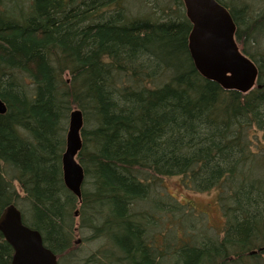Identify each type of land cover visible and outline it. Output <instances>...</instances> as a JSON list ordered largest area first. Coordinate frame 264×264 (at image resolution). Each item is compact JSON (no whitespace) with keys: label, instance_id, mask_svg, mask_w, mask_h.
Instances as JSON below:
<instances>
[{"label":"trees","instance_id":"16d2710c","mask_svg":"<svg viewBox=\"0 0 264 264\" xmlns=\"http://www.w3.org/2000/svg\"><path fill=\"white\" fill-rule=\"evenodd\" d=\"M216 1L259 70L248 94L197 72L182 0H0V215L17 207L59 264H264V0ZM74 110L81 203L62 175ZM174 177L217 191L221 236L151 237L181 209L154 195ZM80 237L101 245L82 257Z\"/></svg>","mask_w":264,"mask_h":264},{"label":"water","instance_id":"95a60500","mask_svg":"<svg viewBox=\"0 0 264 264\" xmlns=\"http://www.w3.org/2000/svg\"><path fill=\"white\" fill-rule=\"evenodd\" d=\"M192 29L188 49L202 78L225 91L248 94L257 85L259 70L236 42L237 27L230 12L216 0H182ZM5 108L0 102V112ZM84 116L74 110L69 117L62 175L66 189L81 203L85 171L78 162L83 148ZM76 217L78 212L75 213ZM0 233L13 249L12 264H59L44 245L41 234L25 225L21 211L11 205L0 215Z\"/></svg>","mask_w":264,"mask_h":264},{"label":"rangeland","instance_id":"374dc122","mask_svg":"<svg viewBox=\"0 0 264 264\" xmlns=\"http://www.w3.org/2000/svg\"><path fill=\"white\" fill-rule=\"evenodd\" d=\"M262 46L264 47V39L261 41L260 49ZM260 139H262V136H257L253 141L258 143ZM261 144L263 145L259 146L264 148L263 141ZM259 149H255V151ZM159 183L154 190V195L160 206L167 204L168 207L166 209L171 210V206L176 205V209L178 207L181 209L175 212L169 211L168 214L165 212L166 216L164 214L155 215L159 219L156 223V228H150L151 237L154 238V235L159 236L166 230L168 234L171 232L172 241L188 239L192 235L196 236L194 238L195 241H198L201 235L205 234L212 237L221 236L225 225V217L217 191L200 193L188 189L184 184L185 180L180 177L166 179ZM76 223H79L78 216L76 217ZM76 242H79V244L76 245ZM75 245L82 250L79 252L80 256L86 258L93 250H97L101 244L93 241L85 242L83 237H80L75 240ZM71 253L72 255L77 254V252L75 254L74 252Z\"/></svg>","mask_w":264,"mask_h":264}]
</instances>
